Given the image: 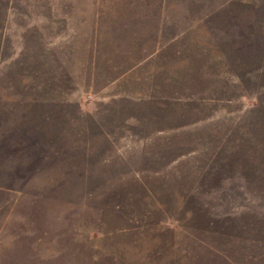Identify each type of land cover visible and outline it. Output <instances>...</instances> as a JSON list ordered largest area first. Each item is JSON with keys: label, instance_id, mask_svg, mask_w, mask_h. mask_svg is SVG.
<instances>
[{"label": "rangeland", "instance_id": "1", "mask_svg": "<svg viewBox=\"0 0 264 264\" xmlns=\"http://www.w3.org/2000/svg\"><path fill=\"white\" fill-rule=\"evenodd\" d=\"M0 113V264H264V0H0Z\"/></svg>", "mask_w": 264, "mask_h": 264}, {"label": "crops", "instance_id": "2", "mask_svg": "<svg viewBox=\"0 0 264 264\" xmlns=\"http://www.w3.org/2000/svg\"><path fill=\"white\" fill-rule=\"evenodd\" d=\"M0 113V152L4 151V148H6V152H10V154L12 155H18V153H25L23 152L24 150L22 149V147L24 146V144L26 143V141L24 140L25 137H27L29 134H24L25 131L24 128H27V125L25 124L24 120L21 119V115L20 117H17L16 113L10 115V114H6V115H2ZM32 124H31V129H35L36 131L39 130L40 125L37 123V119L35 120H31ZM44 128V125H43ZM44 132L42 134V137L45 138L46 135V123H45V128L43 129ZM21 133L22 136H19L18 133ZM25 135V136H24ZM39 141V140H38ZM9 147H14L13 150H11ZM40 148H44L43 146L40 145ZM55 150H53L54 154L56 152H58L59 150L56 149V147H54ZM8 149V150H7ZM65 152L66 155L69 156L70 154V139L68 144H66V150H65V144L62 145V157L64 160L65 157ZM22 162V161H19ZM17 162V163H19ZM65 161L62 162V170L64 171L65 169ZM69 176V174H68ZM49 178V177H48ZM43 181V185H42V190H40L36 196L38 197V199L40 201L46 202L49 197H53L49 192V186H51L52 184H54L55 182L53 178L51 179H47V180H42ZM9 193V194H8ZM26 192H23L20 189H12L10 187L7 186H2L0 185V198H3L4 202H8L10 203H16L18 202V199H21V196H25ZM20 197V198H19Z\"/></svg>", "mask_w": 264, "mask_h": 264}]
</instances>
